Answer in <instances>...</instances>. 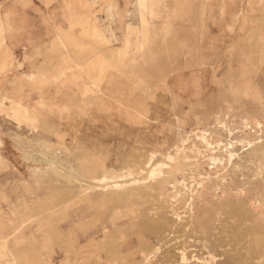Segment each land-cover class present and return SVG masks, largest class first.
Instances as JSON below:
<instances>
[{"label":"rangeland","instance_id":"1","mask_svg":"<svg viewBox=\"0 0 264 264\" xmlns=\"http://www.w3.org/2000/svg\"><path fill=\"white\" fill-rule=\"evenodd\" d=\"M146 3L0 0V264H264V0Z\"/></svg>","mask_w":264,"mask_h":264},{"label":"bare ground","instance_id":"2","mask_svg":"<svg viewBox=\"0 0 264 264\" xmlns=\"http://www.w3.org/2000/svg\"><path fill=\"white\" fill-rule=\"evenodd\" d=\"M147 0H137L138 2V5L142 8L144 7L147 3H146ZM147 7V5H146ZM143 10V9H142ZM147 11V10H146ZM144 14V13H143ZM145 17V14L143 15ZM152 172V171H151ZM154 172V171H153ZM145 174V173H144ZM137 178V177H136Z\"/></svg>","mask_w":264,"mask_h":264}]
</instances>
